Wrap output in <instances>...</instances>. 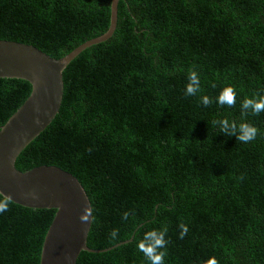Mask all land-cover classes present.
Returning <instances> with one entry per match:
<instances>
[{"label":"trees","instance_id":"trees-1","mask_svg":"<svg viewBox=\"0 0 264 264\" xmlns=\"http://www.w3.org/2000/svg\"><path fill=\"white\" fill-rule=\"evenodd\" d=\"M112 5L0 0V40L61 59L111 29ZM191 71L201 91L189 97ZM64 78L60 114L16 167L56 166L85 187L95 252L78 264H148L137 243L164 226L165 264H264V112L241 110L244 99L264 96V0H121L114 36L85 50ZM229 86L235 107L217 103ZM31 91L0 79V128ZM224 119L259 134L237 142L213 123ZM55 214L12 203L0 214V264H40Z\"/></svg>","mask_w":264,"mask_h":264},{"label":"water","instance_id":"water-1","mask_svg":"<svg viewBox=\"0 0 264 264\" xmlns=\"http://www.w3.org/2000/svg\"><path fill=\"white\" fill-rule=\"evenodd\" d=\"M120 1L113 0L111 29L105 35L61 59L32 45L0 40V79L23 80L32 87L29 98L0 128V192L11 195L14 204L25 208L57 210L44 240L40 264H78L83 252H95L88 245L93 205L74 174L56 166L22 172L16 162L60 114L67 68L85 50L110 40L116 33ZM31 192L37 198L26 196ZM85 215L88 218L82 221Z\"/></svg>","mask_w":264,"mask_h":264},{"label":"clouds","instance_id":"clouds-1","mask_svg":"<svg viewBox=\"0 0 264 264\" xmlns=\"http://www.w3.org/2000/svg\"><path fill=\"white\" fill-rule=\"evenodd\" d=\"M189 83L186 85L185 95L195 96L201 91V81L198 77L196 71H191L188 76ZM215 87V85H213ZM236 90L229 86L226 87L217 98V103L221 106L227 105L228 107H235L236 104ZM201 103L208 107L211 105L212 100L208 96H203ZM242 114L247 116L249 113L254 116H259L264 112V96H257L256 98H246L241 104ZM39 123V121H37ZM215 125L220 127L222 134L232 137L235 136L237 142L241 143H251L254 141L259 130L251 124L240 123L237 125L235 121L230 122L227 119L218 120L213 122ZM91 151V149H89ZM243 179V177H240ZM26 196H31L32 198H37L35 192L27 193ZM13 203V198L11 195H6L0 192V214L9 210V206ZM88 213V209H85ZM131 212H125L122 216L124 221L129 219ZM87 215L82 216V221L87 220ZM180 228V239H184L188 234V227L181 223ZM168 233L167 226H164L160 230H151L144 234L143 238L138 241L137 248L143 253L148 261V264H165V257L167 256L168 240L166 239ZM119 235V229H114L110 234V239L115 240ZM208 264H218L214 259L209 261Z\"/></svg>","mask_w":264,"mask_h":264}]
</instances>
